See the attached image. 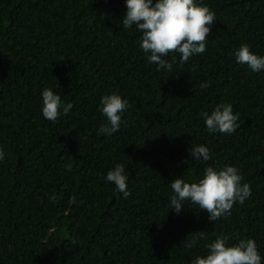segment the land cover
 I'll use <instances>...</instances> for the list:
<instances>
[{
  "label": "trees",
  "instance_id": "obj_1",
  "mask_svg": "<svg viewBox=\"0 0 264 264\" xmlns=\"http://www.w3.org/2000/svg\"><path fill=\"white\" fill-rule=\"evenodd\" d=\"M197 2L216 17L207 50L186 63L170 52L169 72L123 28L126 0H0V264H192L219 234L253 238L264 264V70L235 57L242 43L264 56V0ZM44 88L73 105L55 122ZM113 92L128 107L106 135L101 98ZM219 103L238 115L230 135L206 127ZM195 144L211 159L195 161ZM117 163L127 198L106 179ZM209 165L237 167L251 196L216 221L188 201L170 209V182Z\"/></svg>",
  "mask_w": 264,
  "mask_h": 264
},
{
  "label": "clouds",
  "instance_id": "obj_2",
  "mask_svg": "<svg viewBox=\"0 0 264 264\" xmlns=\"http://www.w3.org/2000/svg\"><path fill=\"white\" fill-rule=\"evenodd\" d=\"M126 14L123 17V28L135 25L142 35L139 40L140 48L146 54L150 64L158 65L157 70H173V63L162 57L170 52L180 54V62L186 63L197 54L207 50V39L211 25L216 21L215 13L204 3L197 0H126ZM236 61L247 65L253 72L264 70V56L250 50L242 43L235 51ZM63 59V58H62ZM210 85L201 83V89ZM42 115L46 120L55 122L63 114L67 115L72 109L71 103L64 104L61 96L51 88H44L42 93ZM128 107L126 99L113 92L101 98V111L107 123L101 125L99 132L112 135L119 131L121 113ZM206 127L210 133L232 134L240 125L238 115L234 114L230 103H219L209 114L203 113ZM195 161L211 159L210 150L204 144H195L190 149ZM4 159L3 149L0 148V160ZM106 179L115 185L124 198L130 195L127 184L125 165L117 163L107 172ZM243 176L239 169L225 165L217 169L214 166L205 167L202 177L197 181L186 182L177 177L170 182L172 195L170 209L179 213L183 202L188 201L198 209L205 210L211 221H216L230 213L236 202L241 204L251 196V187L242 182ZM69 203H76V197L70 198ZM203 239L201 232L195 239L184 240L185 247H196L197 240ZM228 236L219 234L206 245L208 252L204 256H196L192 264H261V255L253 238H241L237 243L228 244Z\"/></svg>",
  "mask_w": 264,
  "mask_h": 264
}]
</instances>
